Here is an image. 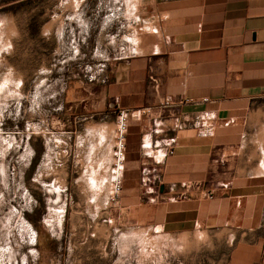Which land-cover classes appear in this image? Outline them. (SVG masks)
Here are the masks:
<instances>
[{
	"label": "rangeland",
	"instance_id": "1",
	"mask_svg": "<svg viewBox=\"0 0 264 264\" xmlns=\"http://www.w3.org/2000/svg\"><path fill=\"white\" fill-rule=\"evenodd\" d=\"M171 1L0 0V264H231L230 234L158 227L160 171L125 170L116 195L88 143L110 76L160 35Z\"/></svg>",
	"mask_w": 264,
	"mask_h": 264
},
{
	"label": "crops",
	"instance_id": "2",
	"mask_svg": "<svg viewBox=\"0 0 264 264\" xmlns=\"http://www.w3.org/2000/svg\"><path fill=\"white\" fill-rule=\"evenodd\" d=\"M159 11L160 35L106 84V123L86 126L95 162L112 174L117 111H129L126 175L160 171L170 185L152 206L164 213L158 227L230 234L231 264H264V0H175ZM207 175L217 185L180 198Z\"/></svg>",
	"mask_w": 264,
	"mask_h": 264
},
{
	"label": "built area",
	"instance_id": "3",
	"mask_svg": "<svg viewBox=\"0 0 264 264\" xmlns=\"http://www.w3.org/2000/svg\"><path fill=\"white\" fill-rule=\"evenodd\" d=\"M156 83V81H154ZM172 101H166L162 106H181L186 101H179L178 103H171ZM143 115H150L151 109L141 111ZM130 127V113L126 110L117 111V137L116 146L114 151V163L112 168V175H115L114 193L118 195L122 191V178L125 175L126 162H127V135ZM170 156L174 155L173 149L168 151ZM143 170L144 175H148ZM190 188V187H188Z\"/></svg>",
	"mask_w": 264,
	"mask_h": 264
}]
</instances>
